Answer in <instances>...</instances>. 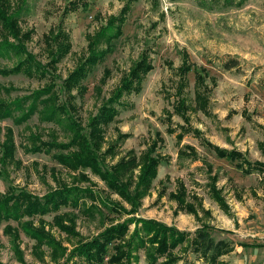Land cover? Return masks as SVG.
Segmentation results:
<instances>
[{
	"label": "rangeland",
	"instance_id": "1",
	"mask_svg": "<svg viewBox=\"0 0 264 264\" xmlns=\"http://www.w3.org/2000/svg\"><path fill=\"white\" fill-rule=\"evenodd\" d=\"M127 4L121 36L108 44L96 41L109 17ZM9 9H19L20 30L30 35L25 48L36 61L49 63L45 38L51 32H63L69 50L49 67L47 79L0 74V102L32 101L55 84L52 107L63 103L73 108H68L70 119L59 111L47 117L50 108L22 123L14 117L0 119V199L21 190L41 200L63 199L53 193L66 188L78 191L57 209L24 218L32 222L35 238L14 221L2 222L0 264H85L76 256L68 260L75 247L135 220L187 233L188 240L209 226L215 242L232 247L217 263L264 264V172L257 171L262 168L258 164L264 165V0H233L231 6L216 0H206V5L200 0H10ZM145 50L153 70L141 91L123 96L114 120L102 127L95 169L63 164L74 162L59 145L89 131L91 120ZM98 51L106 52L102 61L79 87L67 91L63 82ZM24 57H0V70ZM231 59L238 67L224 69ZM197 94L204 109L196 105ZM153 144L156 175L147 187L138 186L139 158ZM217 150L241 157L222 158ZM133 154L138 167L129 180L124 175L128 187L120 194L109 188L101 171ZM136 226L141 225L128 224L124 238L108 246L109 255L116 245L125 255L131 242L122 264H149L145 252L157 248L143 232L146 244L139 246L133 239ZM189 247L167 250L158 262L168 255L179 258L176 264H208ZM108 262L106 258L103 264Z\"/></svg>",
	"mask_w": 264,
	"mask_h": 264
},
{
	"label": "trees",
	"instance_id": "2",
	"mask_svg": "<svg viewBox=\"0 0 264 264\" xmlns=\"http://www.w3.org/2000/svg\"><path fill=\"white\" fill-rule=\"evenodd\" d=\"M78 1L82 3L84 2L85 4L86 0ZM220 1H223V3L230 6L233 3V0H216L217 3ZM200 4L206 5V0H200ZM9 6L10 0H0V38H2L0 40V57L12 58V54L17 57L19 54H25V57L19 58V61L14 64L15 66L0 70V74L3 76L24 74L31 78L37 77L40 79H47L49 75H51L50 68H53L62 59L63 54L69 50V45L65 42L67 36L61 31L55 35L51 32L50 36H46L45 40L47 42V53L50 56V61L47 64H42L39 61H36L35 58L27 52L24 44L30 39V35L28 33H22L17 22L18 19L16 16L19 14L20 8L17 11L11 12ZM9 12L11 14H9ZM129 12L130 7L127 4L122 8L117 16H110L106 25L99 32L96 41L103 39L104 42L108 44L111 40L121 36L122 26L124 25ZM105 53V51L91 52L89 58L80 64V66L63 82L64 88L67 91H70L75 87H79L80 82L86 78L89 71L97 63L102 61ZM238 65L239 64L236 60L231 59L223 64V68L226 70H232L238 67ZM152 70V60L149 52L145 50L140 55L139 60L134 63L129 73L123 77L115 95L110 98L105 105H103L99 113L91 120L89 131L82 134V136L75 137L69 145H59L61 149L67 148L70 151L69 155L74 162L72 164L61 160L63 164L69 166L74 165L76 167L88 166L95 169L93 163L97 160V152L99 151L103 140L102 127L109 125L114 120L118 113L115 105H120V101L123 96L128 94L130 95L132 93L137 94L141 91L142 84L146 76ZM183 70L189 72L190 67H185ZM49 80L52 82L53 79L51 78ZM54 85L55 84H49L47 87L43 88L33 97L32 101H30L31 99L26 98V100L21 99L10 102H0V119L14 117L17 118V123H22L27 121L34 114L38 113V111L39 113L43 111L46 113V109L48 108L51 110L49 114H47V117H52L53 112L59 111V113L65 112L67 117L70 119L71 117L69 115L68 108H73L71 105L63 107V103H60L58 107H52V102H55L57 97L54 93V87H56ZM42 97H44V99ZM70 99H72V97H70ZM196 102V105L199 108L204 109V106L201 103L200 94H197ZM66 105H68V103ZM25 106H28L27 110H25ZM180 109L182 111L185 110L184 101H182V107ZM18 113L19 116L16 117L15 115ZM73 122L76 123L75 121ZM74 123L71 125H74ZM76 142L78 146H75ZM74 146L77 147V150ZM38 150L37 147L34 149V151ZM155 150L156 147L155 144H153L151 149L139 158V160H141V173L138 178V186L143 185L144 187H147L146 185H148L150 180H152L156 175L159 160L157 155L154 157L151 156ZM217 154L222 158L233 161L238 157H241L239 153L233 151L223 152L217 150ZM136 157L137 156L133 154L127 159H122L123 163L117 167L115 166L111 168V170L97 171H101L100 176L107 182L110 189H114L118 193L123 194L127 191L128 182H123L122 179L124 178V175L129 176V178H127L128 180L131 178L129 174L138 167V159ZM258 165L262 168H259L260 170L257 169V171L263 173L264 165ZM249 172L250 170L246 171V173ZM75 191L77 192L78 190L66 188L53 193L57 197L62 196L63 199L50 198L41 200L23 192L22 190L18 192V195L12 194L10 196H5L0 199V225L2 222L14 221L21 226V229L27 235L34 237L33 233L36 231L33 229L32 222L30 220H24V218L42 216L48 213L50 209H57L60 205L59 202L62 201L63 203L64 199L67 202V198L69 199L71 192L74 193ZM130 223H140L141 225L140 227L136 226L133 232V239L137 240L139 246L141 245L140 247L143 248L146 244L142 235H140L141 232H143V235L147 238L148 244H158L157 248L145 252V256L147 257L146 259L149 264H176L179 260L178 257H170L166 255L167 258L164 257L165 260L161 263L158 262V259L165 256L164 254L167 250L173 251L178 247H183L185 244H188V246H190L189 248L208 264H219L217 263V259L232 251V247L229 243L223 241L215 242L213 240L209 234V226L196 230L194 233L195 236L188 240L189 236L187 233H180L173 228L166 227L151 220H135L134 222L124 223L123 225L121 224L107 229L93 241L83 243L75 247L73 253L68 256V260L76 256L85 264H103L105 259L108 258L109 264H122L121 259H126L129 255L131 242L128 245H125L127 246V253L125 252V255L122 254L123 250L120 251L121 249L117 245L114 246L113 253L109 255L108 246L116 240H122L124 238L127 232L128 224Z\"/></svg>",
	"mask_w": 264,
	"mask_h": 264
}]
</instances>
